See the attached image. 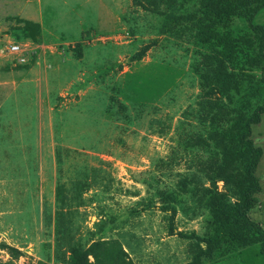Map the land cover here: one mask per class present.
I'll return each instance as SVG.
<instances>
[{
    "label": "rangeland",
    "instance_id": "rangeland-1",
    "mask_svg": "<svg viewBox=\"0 0 264 264\" xmlns=\"http://www.w3.org/2000/svg\"><path fill=\"white\" fill-rule=\"evenodd\" d=\"M254 24L264 27V8ZM217 31L253 38L239 17ZM194 35L132 0H0V242L20 251L13 264H56L68 243L99 239L117 241L134 264L188 262L190 240L179 233L202 236L211 218L179 187L203 184L198 164L214 157L213 127L201 120L209 89L227 102L213 78L220 48ZM226 70L236 108L263 103L257 67ZM252 140L263 152L262 186L249 216L260 222L264 115ZM159 192L178 195L173 234ZM9 259L0 251V262ZM202 264H264V256L258 243H228Z\"/></svg>",
    "mask_w": 264,
    "mask_h": 264
},
{
    "label": "trees",
    "instance_id": "trees-1",
    "mask_svg": "<svg viewBox=\"0 0 264 264\" xmlns=\"http://www.w3.org/2000/svg\"><path fill=\"white\" fill-rule=\"evenodd\" d=\"M191 1L196 5L194 11H188L186 5H178L177 0H132L134 7L163 16L170 30L179 27L190 35L194 32L200 42L217 44L220 48L218 56L214 57L213 78L227 102L211 99L210 95L217 96L218 93L209 89L201 113V120L213 127L207 141L212 143L215 152L214 157L198 164L196 177L203 179L208 186L196 184L190 191L179 187L180 192L194 194L198 208L208 212L211 218L210 232L202 236L194 231L179 233L190 240V257L185 264H202L203 260L211 259L216 251L228 243L242 248L258 243L260 254L264 256V228L249 216L261 192L256 170L263 152L252 140V127L261 122L264 101L251 112L247 102H242L236 108L228 92L230 88H237V83L234 74L226 70L230 65L242 72L257 67L261 74L260 83L264 86V27L254 24L255 17L264 8V0ZM236 17L245 22L253 38L217 31L218 27L228 26ZM152 46L154 44L144 45L132 56V60H141ZM201 138L198 135L196 141L200 142ZM207 141L197 146H208ZM218 181L223 182L225 189L222 192L217 188ZM177 196L174 192L157 193L159 209L169 213V234H173V222L178 210L176 204L179 203ZM0 251L10 257L0 264H13V260L21 255L17 248L3 242H0ZM56 260V264H134L117 241L103 239L92 241L86 247L68 243L61 253H57Z\"/></svg>",
    "mask_w": 264,
    "mask_h": 264
},
{
    "label": "crops",
    "instance_id": "crops-1",
    "mask_svg": "<svg viewBox=\"0 0 264 264\" xmlns=\"http://www.w3.org/2000/svg\"><path fill=\"white\" fill-rule=\"evenodd\" d=\"M262 158V157H261ZM260 185H261V183H260ZM262 186V185H261ZM260 206V210H261V205H259ZM260 222H258L263 228H264V218H262V217H260L259 216V219H258Z\"/></svg>",
    "mask_w": 264,
    "mask_h": 264
},
{
    "label": "built area",
    "instance_id": "built-area-1",
    "mask_svg": "<svg viewBox=\"0 0 264 264\" xmlns=\"http://www.w3.org/2000/svg\"><path fill=\"white\" fill-rule=\"evenodd\" d=\"M11 49H12V50H15V49H16V47H15V46H12V47H11Z\"/></svg>",
    "mask_w": 264,
    "mask_h": 264
}]
</instances>
